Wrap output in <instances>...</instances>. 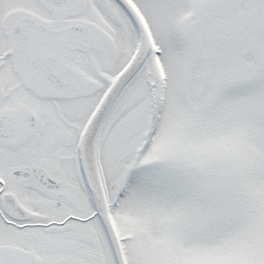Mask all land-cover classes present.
I'll return each mask as SVG.
<instances>
[{"label":"snow or ice","instance_id":"6c2138e0","mask_svg":"<svg viewBox=\"0 0 264 264\" xmlns=\"http://www.w3.org/2000/svg\"><path fill=\"white\" fill-rule=\"evenodd\" d=\"M0 264H264V0H0Z\"/></svg>","mask_w":264,"mask_h":264}]
</instances>
